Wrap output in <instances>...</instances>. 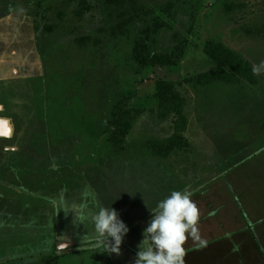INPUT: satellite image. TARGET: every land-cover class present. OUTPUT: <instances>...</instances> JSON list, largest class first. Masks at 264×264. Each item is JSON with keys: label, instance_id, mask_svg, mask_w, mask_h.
<instances>
[{"label": "rangeland", "instance_id": "rangeland-1", "mask_svg": "<svg viewBox=\"0 0 264 264\" xmlns=\"http://www.w3.org/2000/svg\"><path fill=\"white\" fill-rule=\"evenodd\" d=\"M261 61L264 0H0V118L13 126L0 136V264L104 249L61 210L82 202L114 208L137 256L149 208L185 188L205 246L264 254V75L242 76ZM171 93L187 144L157 157L151 143L175 132ZM189 240L185 264H226L228 251Z\"/></svg>", "mask_w": 264, "mask_h": 264}, {"label": "clouds", "instance_id": "clouds-1", "mask_svg": "<svg viewBox=\"0 0 264 264\" xmlns=\"http://www.w3.org/2000/svg\"><path fill=\"white\" fill-rule=\"evenodd\" d=\"M255 76L264 75V61L252 65ZM90 195L88 189L83 196ZM193 192L187 188L173 190L159 200L155 207L149 208L152 218L143 232L138 245L139 251L135 264H185L186 242L191 239L197 247H204L199 231L200 210ZM65 213H75L76 221L88 227L90 221L95 236V248L103 247L104 252L121 254L127 225L119 218L118 212L111 207L99 206L98 211H89L87 203L73 204ZM59 213V212H58Z\"/></svg>", "mask_w": 264, "mask_h": 264}, {"label": "crops", "instance_id": "crops-1", "mask_svg": "<svg viewBox=\"0 0 264 264\" xmlns=\"http://www.w3.org/2000/svg\"><path fill=\"white\" fill-rule=\"evenodd\" d=\"M264 227V226H263ZM261 233L264 234V228H261ZM190 240H188L186 242V249H187V256H190L192 253H194V247H192V243L189 242ZM65 246L68 248V254H66V256L62 257L61 261L59 262V264H76V263H81V260L83 258H85L86 260H89L92 257L97 256L96 260H97V264H135V260L137 258V256H135L134 253H129L130 250L125 249V247L123 245H121V254L117 255L115 253H108V252H104L105 249H91L88 248L87 250H83V246H81V244H77L75 245V243H65ZM209 246V245H208ZM208 246H204L202 248L196 249L199 252L203 251V255H207L209 254V251H213V250H221V251H228L227 253H223L222 255H220L221 259H222V263H226V264H264V254H254L255 256L252 258L250 257H246V261L245 263H243L242 261V257L239 258L240 255H238V253L235 252L236 247L231 246V245H224L223 247L221 245V248H210ZM258 248V247H257ZM193 250V251H192ZM236 250L239 251V249L237 248ZM233 251V252H232ZM211 253V252H210ZM260 257H259V256ZM229 256V257H228ZM251 256V255H250ZM226 258V259H225ZM245 258V257H244ZM225 259V260H224ZM64 261V262H63ZM79 261V262H77ZM89 262V261H88Z\"/></svg>", "mask_w": 264, "mask_h": 264}, {"label": "trees", "instance_id": "trees-1", "mask_svg": "<svg viewBox=\"0 0 264 264\" xmlns=\"http://www.w3.org/2000/svg\"><path fill=\"white\" fill-rule=\"evenodd\" d=\"M214 48H215V45H213V44H210L208 46V49H210V51L213 50ZM158 59H162L160 61H162V63H165V64H170V65L174 64V60H173L172 56H168V57H164V58L160 57ZM148 62H150V61H148ZM251 74H252V72H251ZM242 76L246 80L250 79V81L252 83H256L258 80V77L255 75L249 76L250 78L246 77L245 74H242ZM160 99H161V102L163 103L162 106L164 109V112H163L164 116L166 117L170 114H173V116L175 118V132H174V134L172 136L166 138V139L154 140L151 143L153 154L157 157H165V156L169 155L170 152L174 148H178V147L180 148V147H183L184 145L187 144V139L183 136V134L188 128V119L184 113L183 106H182L183 105L182 100H181L179 94L171 93L168 97L161 96ZM120 124L121 123L119 122V125ZM114 133H117V131ZM123 136H124V134H123ZM52 261H53V259L49 258L48 262L46 264H52L53 263Z\"/></svg>", "mask_w": 264, "mask_h": 264}, {"label": "water", "instance_id": "water-1", "mask_svg": "<svg viewBox=\"0 0 264 264\" xmlns=\"http://www.w3.org/2000/svg\"><path fill=\"white\" fill-rule=\"evenodd\" d=\"M0 108H2L0 106ZM4 122L6 125H7V134H0V136H5V137H10L13 133V126H12V123L10 121V119L8 118H0V123ZM0 133H3V132H0Z\"/></svg>", "mask_w": 264, "mask_h": 264}, {"label": "bare ground", "instance_id": "bare-ground-1", "mask_svg": "<svg viewBox=\"0 0 264 264\" xmlns=\"http://www.w3.org/2000/svg\"><path fill=\"white\" fill-rule=\"evenodd\" d=\"M5 130H7V125L4 122L0 123V132H4Z\"/></svg>", "mask_w": 264, "mask_h": 264}, {"label": "snow or ice", "instance_id": "snow-or-ice-1", "mask_svg": "<svg viewBox=\"0 0 264 264\" xmlns=\"http://www.w3.org/2000/svg\"><path fill=\"white\" fill-rule=\"evenodd\" d=\"M0 134H5L6 135L7 134V130H5L3 133H0Z\"/></svg>", "mask_w": 264, "mask_h": 264}]
</instances>
